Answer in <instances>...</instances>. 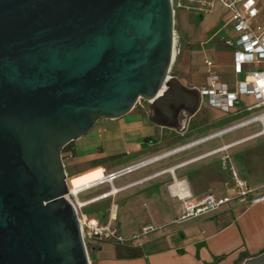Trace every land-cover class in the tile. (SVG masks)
Segmentation results:
<instances>
[{
  "label": "water",
  "instance_id": "water-1",
  "mask_svg": "<svg viewBox=\"0 0 264 264\" xmlns=\"http://www.w3.org/2000/svg\"><path fill=\"white\" fill-rule=\"evenodd\" d=\"M173 17L170 0H0V264H90L61 154L97 121L143 100L186 129L202 98L169 75Z\"/></svg>",
  "mask_w": 264,
  "mask_h": 264
},
{
  "label": "rangeland",
  "instance_id": "rangeland-1",
  "mask_svg": "<svg viewBox=\"0 0 264 264\" xmlns=\"http://www.w3.org/2000/svg\"><path fill=\"white\" fill-rule=\"evenodd\" d=\"M180 11L186 10L175 9L173 14L175 58L169 75L178 79L184 86L196 87L200 86L199 84L201 83V70L204 67V60L209 59L215 65L228 70L227 64L230 56L221 47V36H215L210 42H214L215 47L216 44L219 45V50L217 49L216 51L218 53L217 56L206 48V45L202 44V40L197 38L199 25L197 26L196 21L193 20L195 15ZM220 13L221 9H217L213 13L208 14L204 19L199 34H205L207 28L218 19ZM226 36L231 37V34H226ZM198 80L200 83L195 85L194 82ZM261 111L262 109L246 113L243 119L241 118L242 120H235L227 117L223 118L219 113L213 112L205 107L204 104H201L197 112L190 117L183 132L156 126L155 135L152 139L153 143H156V152L161 151L162 153L149 159L159 157L162 154L177 152L151 164V167L154 168H150L148 173H140L139 171L142 170H137L118 178L112 184H103L80 194L79 200L100 199L113 188H116L120 192L115 194V196L112 195L113 198H108L104 201L109 203L110 209L112 204L116 206V220L113 225L116 226L117 234L126 240L123 244L131 245L134 241L140 243L146 240L151 241L147 243H152V241L164 239L169 234L168 231L170 229H172L171 232L174 233V238L176 239L179 237L176 229H178L177 227L180 224L175 222L178 217L173 206L163 200V196L159 191L156 196L152 195V197H149L152 187L148 184L140 185L137 183L162 171H169L174 167L180 166L174 174L167 172L169 178L166 182L172 183L174 175L177 178H186L188 189L195 202L209 194L215 197L228 196V190L232 188V183L229 171L222 169L220 166V157L224 153L212 155L210 153L223 146L233 145L226 152L229 154L230 164L235 167L237 173L248 185L256 190V193H264V124L254 122L240 128L228 129L243 122L244 118H249ZM137 112H142L144 120L149 122L147 120V102L139 100L133 110V113ZM179 119L181 121L183 117L180 115ZM220 132L222 133L221 135L206 140ZM61 157L63 159L62 154ZM135 160L134 156L126 157L121 167L132 164ZM187 176L191 179L188 180ZM69 184L72 186L71 183ZM142 193L148 194L147 197ZM239 206L244 205H239L235 200H231L218 210L204 216L210 219H217L222 225L241 210ZM181 207V202H179V208L181 209ZM110 209L107 221L109 220ZM145 227H152L156 230L145 235L142 233V229ZM132 235L137 237L132 239ZM109 242L117 243L113 239L109 240ZM97 246L96 242L86 244L90 264H93V259L90 258L91 248Z\"/></svg>",
  "mask_w": 264,
  "mask_h": 264
},
{
  "label": "crops",
  "instance_id": "crops-1",
  "mask_svg": "<svg viewBox=\"0 0 264 264\" xmlns=\"http://www.w3.org/2000/svg\"><path fill=\"white\" fill-rule=\"evenodd\" d=\"M255 2L260 9V15L256 22L257 24L264 25V0H255ZM217 9H221L218 19L211 26H207L208 28L203 35L199 34V32L208 14L201 15L189 11L180 12L195 15L193 20L196 21L197 26L199 25L197 32L198 40H202V44L204 43L206 48L214 52L216 56L219 45L216 44L215 47L214 42H210L215 36H221L222 46H220L230 56L227 64L228 70H224L213 63L214 71L222 82L227 83L230 88H233L236 78L233 69V53L232 47L228 43L229 37L226 36L227 33L224 30V23L228 20L229 13L220 5H217L214 11ZM199 16H202L201 20H198ZM228 34H231V32ZM225 44H228L229 47H223ZM204 73L205 66L201 70L202 78L200 81L202 84L199 80L195 81V85L200 83V86L196 87L203 86ZM243 101L249 104L252 102V99L244 97ZM134 108L121 118L111 120L101 119L97 121L89 133L71 142L62 153L67 184L70 186L69 183H71V188H80L108 173L135 163L152 160L153 158H149L162 153L161 151L156 152V143L154 144L152 139L155 135L156 126L146 122L142 112L133 113ZM209 110L219 113L225 118L220 111L211 108ZM145 139H149V141L144 142ZM172 153L165 156H162V154L157 160L148 162L139 169L142 170L139 172L148 173L150 168H154L151 167V164L162 158H167ZM131 156L135 157V162L121 167L123 160ZM113 157H118V159L111 160ZM179 168L180 166L174 167L169 171H162L137 183L140 185L148 184L152 187L149 197H152V195L156 196V193L159 191L163 196V200L173 206L177 217H179L181 210L179 208L180 201L171 194L169 187L173 184L174 180L181 185L187 186V180L186 178H177L175 175L172 178V183L166 182V180L169 178L167 172L174 174ZM100 185L103 184L96 183L93 187L78 193V200L80 194ZM119 192L120 190H118ZM142 194L146 197L148 195ZM113 196L84 200L82 202H86V204L83 209L102 207L104 204H108L106 211V218L108 219L110 205L109 203H105L104 200L113 198ZM239 207L241 210L222 225L219 220L210 219L206 216L179 223L180 225L176 229L179 237L176 239L174 238V233L171 232L172 229H170L168 231L169 234L164 239L152 241V243H147L151 241L146 240L140 243L134 241L131 245H126L118 242L97 241L98 246L94 247L93 251V264H212L213 257H222L216 264H241L245 259L255 256L264 250V201L254 205ZM163 213L166 214L165 211ZM88 217L98 221L95 219V214L88 215ZM115 220L116 206L112 204L109 220L106 223L109 222L117 232L116 226L113 225ZM198 243H204V246H201L197 251L196 245ZM179 251L183 252L179 253ZM197 253L198 258L196 257Z\"/></svg>",
  "mask_w": 264,
  "mask_h": 264
},
{
  "label": "built area",
  "instance_id": "built-area-1",
  "mask_svg": "<svg viewBox=\"0 0 264 264\" xmlns=\"http://www.w3.org/2000/svg\"><path fill=\"white\" fill-rule=\"evenodd\" d=\"M170 2L173 14L175 9H183L206 15L212 13L217 5L229 13V18L224 23V30L227 34L231 32L228 43L231 45L233 53V69L236 77L234 87L230 88L227 83L222 82L214 71L213 62L205 60L204 84L199 87L202 104L207 108L220 111L225 118L235 120L243 119L246 113L262 109L261 112L244 118L243 122L228 129L240 128V126L243 127L254 122L264 124V25L256 22L260 15V9L255 0H170ZM244 97L251 98L252 102L246 104L243 101ZM232 146L226 145L210 153V155L224 153L220 157V166L229 171L232 188L228 190V196L215 197L209 194L195 202L186 185H181L176 180L173 181L169 187L170 192L182 205L176 223H183L210 214L231 200L244 206L264 201V193H256V190L251 188L237 173L235 167L230 164V157L226 152ZM150 161H142L108 173L99 180V184L112 183L117 178L139 170ZM68 189L69 193L66 195V199L77 214L85 247L87 243L97 242V240L113 239L121 244L126 241L117 234L109 222L102 225L84 214L82 209L86 202L79 201L78 194H71L69 185ZM188 194L189 196H187ZM155 230L152 227H145L142 229V233L146 235ZM136 237L133 236L132 239Z\"/></svg>",
  "mask_w": 264,
  "mask_h": 264
},
{
  "label": "trees",
  "instance_id": "trees-1",
  "mask_svg": "<svg viewBox=\"0 0 264 264\" xmlns=\"http://www.w3.org/2000/svg\"><path fill=\"white\" fill-rule=\"evenodd\" d=\"M202 19V16H199L198 17V20H201ZM223 47L225 48H228L229 45L228 44H225ZM149 139H145L144 142H148ZM70 145V143L68 145H66L63 149H62V153L67 149V147ZM114 159V160H117L118 157H113L111 158V160ZM188 180H190L191 178L189 176H187ZM71 189H74V188H71ZM107 209H108V204H104L102 207H93V208H88V209H82V212L84 214H86L87 216L88 215H92V214H95V219H97L99 221L100 224L102 225H105L106 224V221H107V218H106V215H107ZM230 210V209H229ZM231 211H232V208H231ZM98 242H107L109 240H97ZM201 246H204V243H198L196 245V249L198 251V249L201 247ZM94 248V247H92ZM264 251V250H263ZM262 251V252H263ZM183 251H179V253H182ZM196 257L198 258V253L196 254ZM90 258L92 259L93 258V252L91 253L90 255ZM222 259V257H213V263L212 264H216L218 263L220 260Z\"/></svg>",
  "mask_w": 264,
  "mask_h": 264
},
{
  "label": "bare ground",
  "instance_id": "bare-ground-1",
  "mask_svg": "<svg viewBox=\"0 0 264 264\" xmlns=\"http://www.w3.org/2000/svg\"><path fill=\"white\" fill-rule=\"evenodd\" d=\"M240 127H241V126H240ZM235 129H236V128H235ZM221 134H222V133L220 132V133H218V134H216V135H213V136L209 137L208 139L214 138V137L219 136V135H221ZM224 134H225V133H224ZM208 139H207V140H208ZM183 147H184V146H183ZM178 149H179V148H178ZM157 159H158V157H155V158H153L151 161H155V160H157ZM151 161H150V162H151ZM170 172H171V171H170ZM103 177H104V176L99 177V178H97L95 181H93L92 183H90V184H85L84 186H82V187H80V188L71 189V194L75 195V194L81 193L82 191H85V190H87V189L93 187L94 185H96V183H99L98 181L101 180V179H103ZM117 193H118V189L113 188L110 192L106 193V194L103 196V198H104V197H109V196L115 195V194H117ZM187 196H189V194H188Z\"/></svg>",
  "mask_w": 264,
  "mask_h": 264
}]
</instances>
